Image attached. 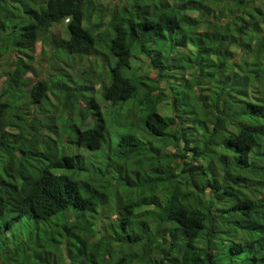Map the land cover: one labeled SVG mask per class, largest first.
<instances>
[{
	"label": "trees",
	"instance_id": "obj_1",
	"mask_svg": "<svg viewBox=\"0 0 264 264\" xmlns=\"http://www.w3.org/2000/svg\"><path fill=\"white\" fill-rule=\"evenodd\" d=\"M0 84V264L264 262V0H0Z\"/></svg>",
	"mask_w": 264,
	"mask_h": 264
},
{
	"label": "rangeland",
	"instance_id": "obj_2",
	"mask_svg": "<svg viewBox=\"0 0 264 264\" xmlns=\"http://www.w3.org/2000/svg\"><path fill=\"white\" fill-rule=\"evenodd\" d=\"M258 3H260V1H258ZM53 30L56 32H61L63 34H65V29L64 26L61 24H58L56 26L53 27ZM46 49H48L47 47H45ZM41 50V46L38 45V47L35 49V52H40ZM10 55V54H9ZM106 55H109V53H107ZM50 58V51H48V53L46 54H35V59L33 61V64L37 67L38 70L43 69L42 72V76L46 77V71H55V68L53 67L54 65V61L53 60H49ZM6 61V60H5ZM70 65L66 64L64 61H61L59 63L60 67H65L69 72H72V74L74 76H77L80 72H82L85 68L86 65L88 64V59L85 58L81 61H76L75 63H69ZM136 65L140 66L139 69V73L143 74L148 72L150 66L148 64V60L145 58V56H141L139 57L138 61L136 62ZM96 66H94L95 68ZM125 74H129L132 73L131 68H124L123 69ZM188 73H190L188 71ZM27 75L29 76H33V72H29ZM153 72L151 74V76H153ZM109 77V75H108ZM139 80H141V82H143V80H147V79H141L138 78ZM56 80L57 77H54L53 83L56 84ZM135 80V79H134ZM147 83H150L149 80H147V82H144V85L140 91L141 94L144 93L145 88ZM1 87V84H0ZM96 98L98 100V102L105 106L106 104V100L104 98V91L102 88H100V91L96 92ZM183 99V98H182ZM133 100H129L128 102H126V106L129 103H132ZM83 105L85 106V110H90L92 112L91 116H89L87 119L91 118L93 115V109L90 106V104L88 103V101H84ZM120 105L116 106L115 108L112 109H106L104 112L106 121H107V128L105 131V137H104V146L103 148L96 150L95 152H93V155L98 158V159H103L105 160V158H108L109 155H111V150L117 148V143H118V139L121 136V134L123 133H134L137 136H139L141 139H145L141 133L144 130L143 129V125H142V116H140V112L136 109H128L125 108V110H121L120 109ZM48 106L51 108L52 105L48 104ZM125 106V107H126ZM128 107V106H127ZM183 109L185 108V106L182 107ZM165 112H169L168 110L164 109ZM75 115V114H74ZM77 120L81 121V117L78 115ZM71 119H69L70 121ZM76 123V120L74 119V121ZM65 137H72L73 141L69 143V145L73 148L74 152H78L79 150V146L77 147V142L75 140V133L72 132L70 130V128H68V130H65ZM148 134V133H147ZM64 143H67L64 140ZM107 147V150H105L104 148ZM172 149L168 148L165 150V152H172ZM115 153V152H113ZM112 153V154H113ZM102 224L105 223L104 220L101 221ZM254 239L256 238H250L248 240L249 245L252 246V244H254V246H258L259 244L257 243L258 241H255L254 243ZM251 241V242H250ZM250 249V248H249ZM252 252L250 254H253L254 251V247H251ZM248 252V251H246ZM260 255V254H259ZM264 262H261L260 260H256V261H251V264H262Z\"/></svg>",
	"mask_w": 264,
	"mask_h": 264
}]
</instances>
